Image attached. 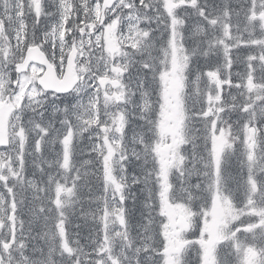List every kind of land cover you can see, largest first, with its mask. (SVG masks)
<instances>
[{"label": "snow or ice", "instance_id": "snow-or-ice-1", "mask_svg": "<svg viewBox=\"0 0 264 264\" xmlns=\"http://www.w3.org/2000/svg\"><path fill=\"white\" fill-rule=\"evenodd\" d=\"M0 264H264V0H0Z\"/></svg>", "mask_w": 264, "mask_h": 264}]
</instances>
